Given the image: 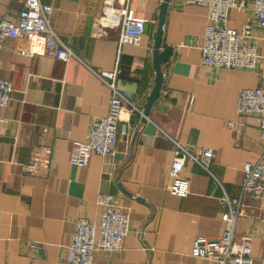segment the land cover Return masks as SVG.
Segmentation results:
<instances>
[{
	"label": "crops",
	"instance_id": "1",
	"mask_svg": "<svg viewBox=\"0 0 264 264\" xmlns=\"http://www.w3.org/2000/svg\"><path fill=\"white\" fill-rule=\"evenodd\" d=\"M110 1L42 0L53 5L52 25L75 53L69 61L38 52L22 36L0 45V77L14 84L11 101L0 106V264H62L76 219L100 221V193L117 197L130 214V232L123 249L97 250L94 264H217L191 249L197 236H221L223 198L239 195L244 164L264 151L260 119L238 112L241 90L257 87L264 74V28L255 23L250 4L232 8L229 26L253 24L258 67H211L202 61L207 7L131 0L147 19L146 30L138 44L120 45L119 30L101 18ZM24 2L0 0V21L18 22ZM162 7L161 50L172 46L173 52L162 62L160 96L147 120L123 112L116 152L93 153L82 168L72 165L73 142L87 140L92 121L108 114L112 90L98 72L120 66L118 88L144 113L157 81L154 45ZM176 142L194 154L214 150L210 172L186 160V195L171 190ZM36 150L41 163L34 165ZM247 203L249 215L239 218L236 239L250 236L253 264H261L264 203L259 207L252 197Z\"/></svg>",
	"mask_w": 264,
	"mask_h": 264
},
{
	"label": "built area",
	"instance_id": "2",
	"mask_svg": "<svg viewBox=\"0 0 264 264\" xmlns=\"http://www.w3.org/2000/svg\"><path fill=\"white\" fill-rule=\"evenodd\" d=\"M188 3L208 8V23L204 31L202 61L211 67L255 70L258 67L259 49L254 36L252 23L241 28L229 26L232 8L251 7L255 23L264 28V0H187ZM52 4L42 0H25L20 11L19 21L7 19L0 21V45L7 37H25L33 41L38 52L48 53L57 59L69 61L75 55L54 29L51 16ZM102 22L119 30V43L138 44L146 30L147 19L136 14L131 7V0L119 4L114 0L106 3ZM121 67L101 70L97 75L111 88L112 97L108 114L94 119L90 126L87 140H75L70 155V162L76 167L87 165L93 153L102 156L113 155L117 149L118 124L123 112L143 113L117 86ZM14 84L10 79L0 77V106H6L12 99ZM240 116L255 115L260 119L264 136V74L261 83L254 88L242 89L238 97ZM0 118V124L4 122ZM40 152H33L32 162L41 163ZM214 157V150L203 148L194 154L179 142H176L175 157L171 168V190L178 195L189 192V182L182 176L186 160L197 163L210 172L209 165ZM50 158L43 159L47 166ZM255 198L258 204L264 203V151L256 162L244 164V178L240 193L231 198H223L227 209L223 213L225 229L218 238L200 235L194 238L191 252L194 256L207 258L217 264H253L252 238L243 236L236 239V227L239 218L249 215L247 199ZM103 211L99 222L86 217H79L75 222L72 242L62 264H94L97 250L119 251L124 248V241L130 232V214L124 211L117 197L111 193H100L97 198ZM34 246V245H33ZM261 264H264L262 259Z\"/></svg>",
	"mask_w": 264,
	"mask_h": 264
},
{
	"label": "water",
	"instance_id": "3",
	"mask_svg": "<svg viewBox=\"0 0 264 264\" xmlns=\"http://www.w3.org/2000/svg\"><path fill=\"white\" fill-rule=\"evenodd\" d=\"M164 18H165V7H162V10L160 12V18H159V26L156 34L155 39V49H154V62H155V68H156V74H157V81L152 89V92L150 93L147 105L144 109V120L146 121L151 106L155 102V100L160 96V91L163 83V72H162V62L169 59L172 55L173 48L172 46H166L161 50L162 46V34H163V26H164Z\"/></svg>",
	"mask_w": 264,
	"mask_h": 264
}]
</instances>
